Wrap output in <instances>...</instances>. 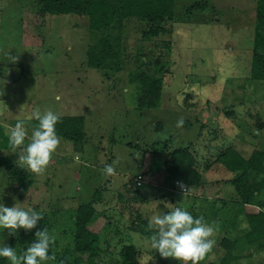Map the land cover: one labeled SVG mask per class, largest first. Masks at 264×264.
Here are the masks:
<instances>
[{
	"label": "rangeland",
	"instance_id": "1",
	"mask_svg": "<svg viewBox=\"0 0 264 264\" xmlns=\"http://www.w3.org/2000/svg\"><path fill=\"white\" fill-rule=\"evenodd\" d=\"M256 2L173 0L169 20L126 18L118 30L96 32L84 16H47L35 0H0V129L3 144L7 143L0 157H6L28 183L26 191L15 188L0 167V204L19 203L25 210L42 211L44 217L30 231L18 229L9 235L0 229V246L7 244L20 254L35 242L37 230L47 228L56 237L49 248L54 258L41 264H56L61 258L70 264L76 210L91 202L99 189L87 225L98 237L100 256L94 264H118L119 248L127 243L138 248L137 264H176L163 259L139 235L154 234L148 227L152 216L172 209L167 204L171 202L161 199V189L149 183V179H165L166 169L160 167L155 178L148 170L152 176L139 188L133 179L143 166L154 170L161 166L167 150L187 147L197 160L193 169L200 172L225 149H235L243 157L264 151V81L249 77ZM193 5L200 9H191ZM151 28H158V34L150 36ZM103 37L109 46L104 49V62L90 66L89 53L99 51ZM140 71L161 76L160 99L154 109L135 108L130 76ZM37 110L81 117L85 140L77 153L60 139L42 175L18 167L20 149L12 152L6 135L23 119L27 144L32 113ZM181 118L183 125L177 127ZM106 164L113 165V176L102 173ZM210 170L207 176L213 178L204 187L207 194L220 183L232 194L220 202L218 221L226 237L220 235L216 241L236 240V253L223 264H264V251L246 254L252 249L241 236L246 222L242 213L238 217L233 212L239 208L231 184L235 173L218 164ZM187 189L188 195L194 193ZM138 192L146 193L147 199L141 202ZM169 198L179 207L191 204L190 196ZM245 210L257 211L251 206ZM224 252L202 264H219ZM0 264L9 262L0 259Z\"/></svg>",
	"mask_w": 264,
	"mask_h": 264
},
{
	"label": "trees",
	"instance_id": "2",
	"mask_svg": "<svg viewBox=\"0 0 264 264\" xmlns=\"http://www.w3.org/2000/svg\"><path fill=\"white\" fill-rule=\"evenodd\" d=\"M40 7V11L47 16L76 15L87 18L89 27L98 32L118 30L126 18L142 19L147 22H161L169 20L173 15V0H35ZM191 9L198 10L200 5H193ZM159 32L158 28H151L148 33L155 36ZM252 57L249 77L251 80L264 81V0L256 2V27L253 34ZM101 46L95 55L89 53V65L97 67L104 62L107 53L105 48H109L106 39H100ZM130 82L135 85V108L137 110H149L156 108L161 91V76L140 71L133 72ZM37 124L35 119L30 121L29 131ZM56 132L60 139L72 145V149L80 153L85 145L83 120L77 116H60L56 125ZM5 135L0 129V149L5 145ZM6 157H0V167L5 168L7 175L15 185V188L27 190L28 183L24 175L17 170ZM214 163L224 167L228 172L235 173L232 187L237 201L241 207L246 222V230L243 239L248 243H254L258 250H264L263 218L264 213V151H252L248 158H242L232 149H225L219 154ZM163 167L168 172L169 177L177 180L187 188L198 186L199 177L190 168V161L187 158L186 148L175 149L167 154V160L163 162ZM99 189L94 191L91 202L77 208L73 222V244L72 261L70 264H94L99 256L100 249L98 237L87 229L94 212L93 204L99 200ZM262 195V196H261ZM198 205V204H197ZM192 205L190 214L193 217H205L209 212L201 208L202 205L208 207L206 199L199 204ZM212 205V203H211ZM210 205V206H211ZM257 207L254 213H244L246 207ZM244 210V211H243ZM215 213L210 212L213 217ZM205 215V216H204ZM129 232H135L131 229ZM142 234V233H141ZM143 234H146L143 232ZM147 235V234H146ZM223 244L228 252L221 258L219 264L233 260L231 251L234 249L236 240L232 242L224 241ZM138 248L132 244H122L118 251V264H137L136 256ZM56 264H67L64 258L58 259Z\"/></svg>",
	"mask_w": 264,
	"mask_h": 264
},
{
	"label": "clouds",
	"instance_id": "3",
	"mask_svg": "<svg viewBox=\"0 0 264 264\" xmlns=\"http://www.w3.org/2000/svg\"><path fill=\"white\" fill-rule=\"evenodd\" d=\"M59 99V97H57ZM37 121L33 127L30 140L25 127V121L18 119L6 133L8 145L12 152L20 149L17 165L34 175H42L51 162L53 154L60 145V137L56 132L59 115L51 110L41 113L39 110L32 113ZM183 125V118L177 122V127ZM106 176H113V165L106 164L102 169ZM185 194L187 186L180 184ZM44 219L42 211L32 208L25 210L19 203L13 207L0 204V229L15 235L18 229L30 231L36 228L37 223ZM149 229L154 230L148 238L151 249L163 259H171L176 264H200L215 245L216 226L207 223L204 218L193 217L189 211L179 207L163 215H154L149 221ZM56 237L50 235L47 228L35 232V242L18 254L14 247L4 244L0 246V259L7 260L9 264H41L43 261L53 259L49 255L50 245L54 244Z\"/></svg>",
	"mask_w": 264,
	"mask_h": 264
},
{
	"label": "crops",
	"instance_id": "4",
	"mask_svg": "<svg viewBox=\"0 0 264 264\" xmlns=\"http://www.w3.org/2000/svg\"><path fill=\"white\" fill-rule=\"evenodd\" d=\"M183 148H186V152H187V158L189 159V161H190V168H191V170L195 173V174H197L198 175V177H199V182H198V186L197 187H195V188H191L192 190H194V193L193 194H190V195H188V193L187 194H181L180 193V182H178L177 180H173L171 177H169V175H168V172L166 171L165 173H167V177H165V179L162 177L161 178V180L159 181V180H157V182H155V181H151L150 179H149V183L150 184H152V185H157L160 189H161V191L163 192V194L162 195H160V197H161V199L163 198L165 201H166V199H167V201H169V202H171V203H167L168 205H170V206H172V209H171V211L174 209V208H176V207H179V205H177V204H173V202H172V200L169 198V196L171 195V196H186V197H188V196H190L191 197V204H190V206L189 205H187V206H184V208L182 207L183 205H180V207L179 208H181V209H184V210H187V211H189V212H191V210H192V208H194V207H192V205H194V204H198L195 208H197V207H200L199 206V204H201V202H203V200L204 199H206L207 200V202H208V207L207 206H204V205H202L201 206V208H203V209H205V211H208L209 213L205 216V217H203L204 218V220L207 222V223H209V224H212V223H210V222H215V226H216V232H215V236H214V239H215V245H214V247H213V249L205 256V258L202 260V261H200V264H202L203 262H211L212 260H214L216 257V255H218V254H221V252H222V250H225V252L224 253H226V252H228L227 250H226V247H225V245L222 243V241H221V243H220V241L218 240V242L216 241V238H218L220 235H221V239H224L226 236H225V231H224V228H223V226H221L220 227V224H219V221H218V213H220V208H221V204H220V202H223V200H222V198H225V196H231L232 194H230L229 193V191L228 190H226L225 189V186H224V184L223 183H220V186H219V188L217 189V190H215V192H211L210 194H207V191L208 190H206L204 187H208V186H210L211 184H210V180L213 178V176H207V174L209 173V172H211V170H210V168L212 167V166H214V165H217L216 163H214V162H209L207 165H206V169H204V171L203 172H200V169H193V167L196 165V162H197V160L194 158V156L192 155V153H190L189 151H188V148L187 147H182V148H180V149H183ZM173 150H175V149H173ZM237 154H239V152L238 151H236L235 149H233ZM216 151H218V150H216ZM169 152H171L170 150H167L166 151V153H165V159H164V161H166L167 160V154L169 153ZM240 155V154H239ZM241 156V155H240ZM242 158H248V157H243V156H241ZM208 159V158H207ZM164 161H162L161 162V166H159V167H157V169H150V168H141L140 169V171L137 173V174H141V177H142V184L141 185H143L144 183H146V181L147 180H145L146 178L148 179V177L149 176H154V178L156 177V174H158V172H157V170L160 168V167H163V162ZM219 165V164H218ZM148 170H152L153 171V174L152 175H150L149 174V172H148ZM163 170V169H162ZM211 178V179H210ZM209 182V183H208ZM174 183H177L178 184V186H174ZM207 183V184H206ZM215 184H217V182L215 183ZM133 185H134V183H133ZM139 188V187H138ZM187 191H188V189H187ZM189 192V191H188ZM206 193V194H205ZM262 194H264V192H262ZM206 195H208V196H206ZM147 197H148V195L146 194V193H142V192H138V198H139V200H141V202L142 201H144V200H146L147 199ZM179 200V202H180V200L181 199H178ZM211 203H212V205H211ZM179 204H181V203H179ZM237 205H239L238 203H236ZM211 205V206H210ZM163 208H164V205H163ZM241 207L239 206V208H237V209H235L233 212H235L236 214H238V217H239V215L242 217V214H241V209H240ZM256 209L258 210V208L256 207ZM260 211H262L263 213H264V209H262V210H260ZM210 212H212V213H215L216 214V218H214V214H213V217L212 218H210L211 216H210ZM228 218H229V216H227L226 218H224L225 219V221H227L228 220ZM223 219V220H224ZM223 220L221 221V222H223ZM242 223V222H241ZM246 225V224H245ZM244 223H242V228L241 229H243L244 227ZM244 230V229H243ZM263 234H264V218H263ZM140 236H142L145 240H147L148 241V238H149V236L148 235H146V234H139ZM224 236V237H223ZM242 237H243V235H241ZM243 242L247 245V246H249V247H252V249L251 250H249L248 252H246V254L247 255H249V257L252 255V254H254V253H261V252H263L262 251V249L261 250H258L257 249V246L253 243H248V242H246L245 240H243ZM223 246H224V248H223ZM241 246V245H240ZM241 247H243V246H241ZM219 248H221V250H219ZM242 249H244V248H242ZM229 251H231V254H233V255H235V250L234 249H232V250H229Z\"/></svg>",
	"mask_w": 264,
	"mask_h": 264
},
{
	"label": "built area",
	"instance_id": "5",
	"mask_svg": "<svg viewBox=\"0 0 264 264\" xmlns=\"http://www.w3.org/2000/svg\"><path fill=\"white\" fill-rule=\"evenodd\" d=\"M133 183H134V187H140L141 183H142V177L141 174H137L134 179H133ZM174 186H178L177 183H174ZM180 193L184 194L181 189H180ZM185 194H187V191L185 192Z\"/></svg>",
	"mask_w": 264,
	"mask_h": 264
}]
</instances>
